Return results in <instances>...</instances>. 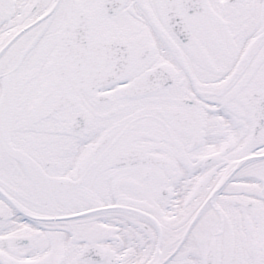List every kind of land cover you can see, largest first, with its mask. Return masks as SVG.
Here are the masks:
<instances>
[{
	"label": "snow or ice",
	"instance_id": "snow-or-ice-1",
	"mask_svg": "<svg viewBox=\"0 0 264 264\" xmlns=\"http://www.w3.org/2000/svg\"><path fill=\"white\" fill-rule=\"evenodd\" d=\"M0 264H264V0H0Z\"/></svg>",
	"mask_w": 264,
	"mask_h": 264
}]
</instances>
